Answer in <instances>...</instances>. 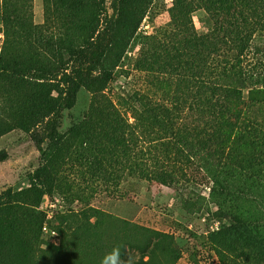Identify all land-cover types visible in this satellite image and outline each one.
Returning <instances> with one entry per match:
<instances>
[{
  "label": "rangeland",
  "instance_id": "obj_1",
  "mask_svg": "<svg viewBox=\"0 0 264 264\" xmlns=\"http://www.w3.org/2000/svg\"><path fill=\"white\" fill-rule=\"evenodd\" d=\"M100 1H86L89 13ZM173 4L107 0L102 9L115 24L101 32L83 66L95 60L94 78L79 90L72 108H60L35 130L36 140L0 116V205L17 204L15 220H44L42 245L47 250L61 243L71 248V234L89 219L84 211L94 207L103 213L99 220L106 244L123 240L128 232L142 237L145 228L166 234L153 264H264V33L238 58L243 99L235 110L254 131L241 148L233 141L222 143L221 124L218 128L209 113L188 112L193 96L181 95L186 82L176 74L190 52L176 46L181 39L171 21ZM200 4L193 3L192 22L204 34L212 22ZM106 11H99L102 19ZM32 12L36 35L45 41L10 46L8 60L39 59V70L55 75L65 48L77 53L84 43L70 44L62 36L59 24L65 12L46 27L43 0L32 1ZM4 47L0 19V58ZM143 53L152 69L142 62ZM169 62L172 69H164ZM10 64L0 75V109L26 106L34 95H51V84L36 78L24 82ZM206 67L211 76L228 75L216 61ZM103 71L114 79L99 80ZM166 99L180 109L161 115L153 104ZM119 138L129 142V156L115 147ZM96 157L99 164H94ZM42 167L41 179L32 183ZM7 213L0 211L1 221ZM123 264H142V256L129 250Z\"/></svg>",
  "mask_w": 264,
  "mask_h": 264
},
{
  "label": "trees",
  "instance_id": "obj_2",
  "mask_svg": "<svg viewBox=\"0 0 264 264\" xmlns=\"http://www.w3.org/2000/svg\"><path fill=\"white\" fill-rule=\"evenodd\" d=\"M32 1L0 0V19L5 35L4 53L0 58V75L7 73L5 65H9L11 61L13 73L24 82L29 83L31 79L36 78L51 84V95L41 97L39 94L40 96L34 95L33 98L28 97L26 106L2 108L0 116L7 118L13 125L26 134L32 135V138L36 140L33 135L35 130L42 123L47 122L60 108H72L79 90L94 78L92 72L95 71V60L85 69L83 68L86 63L85 58L101 32L111 29L115 23L108 17L107 11L102 9L107 0H101L92 13L88 11L87 0H43L46 14V24L43 27L55 23L56 21L52 18L56 14L65 12L68 15L59 24L64 30L62 36L66 37L70 44L76 41L84 43L77 53L70 47L65 48L64 60L59 62L58 68L53 72L55 75H51L44 70H39V59L8 60L7 48L10 46L45 41L38 34L36 35L38 27L33 22ZM144 1L147 4L152 2V0ZM194 2L201 3V7L209 14L212 22L208 32L204 34L199 33L192 22V14L195 11ZM100 10L106 11L104 19L99 13ZM60 11L61 13H58ZM169 12L174 30H179L178 35L181 39L176 46L181 45L182 50L186 48L190 52L187 62L185 64L182 62V68L178 69L176 74L179 80L181 79L184 84L186 82L187 94L182 92L181 95L189 96V98L193 96L190 104L186 105L188 112L209 113L217 127L221 124L218 139L222 143L233 141L241 148V145L249 143L248 136L254 129L252 126L241 123L243 117L235 110V104L241 103L243 99L242 90L237 85L238 70L241 69L238 58L251 49L259 33H264V0H174ZM172 35H175V32ZM142 60L146 67L152 69L153 62H150L144 53ZM215 61L222 71L228 72L226 77L209 74L206 65L213 64ZM73 62L79 63L80 67L76 68ZM164 69H172L170 62L164 65ZM97 78L102 82H110L114 79L110 71L100 72ZM100 91L102 90L96 94ZM52 92L59 93V96H53ZM99 96L100 94L94 98ZM145 96L146 94L142 95V97ZM183 104L185 108L186 103L182 102ZM153 106L161 112V115L171 114L174 110L180 109L176 102L168 99L163 103L158 101ZM228 130L230 132L226 135L224 132ZM3 133L0 128V134ZM114 145L115 147L119 145L122 153L129 156L130 146L125 138H119ZM37 148L42 155H45L46 150L41 143H37ZM95 160L94 164H99L97 157ZM135 168V165H131L132 170ZM41 171L43 167L42 170H38L35 177H32V183L41 179ZM140 175L145 177L144 174ZM15 201L18 203L17 200ZM15 205L17 204L0 205V211L8 212L6 219L0 220V264H123L129 250L138 251L141 254L142 264H153L156 254L162 249L163 238L167 237L166 234L145 228L142 237L132 238L128 232L123 240L117 242L107 240L106 244L102 240L101 230L104 222L99 220L103 213L97 208L90 207L83 213V216L89 219L84 220L79 230L71 234L73 236L71 248L67 243H61L60 246L52 244L50 251L42 245L45 221L15 220L13 218L16 214V211L13 212ZM91 212L92 215H89ZM91 218L97 220L93 222ZM160 237L161 240L157 239ZM92 251L108 252L92 257ZM145 258L149 259L144 261Z\"/></svg>",
  "mask_w": 264,
  "mask_h": 264
}]
</instances>
